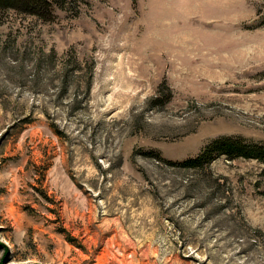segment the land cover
I'll list each match as a JSON object with an SVG mask.
<instances>
[{"label":"rangeland","instance_id":"1","mask_svg":"<svg viewBox=\"0 0 264 264\" xmlns=\"http://www.w3.org/2000/svg\"><path fill=\"white\" fill-rule=\"evenodd\" d=\"M264 0L0 8V264H264Z\"/></svg>","mask_w":264,"mask_h":264},{"label":"trees","instance_id":"2","mask_svg":"<svg viewBox=\"0 0 264 264\" xmlns=\"http://www.w3.org/2000/svg\"><path fill=\"white\" fill-rule=\"evenodd\" d=\"M65 3L66 0H0V8H12L43 20H51L56 9L62 8ZM216 154L228 158H255L264 164V144L230 136H220L210 140L196 156L175 164L197 168L208 163Z\"/></svg>","mask_w":264,"mask_h":264}]
</instances>
